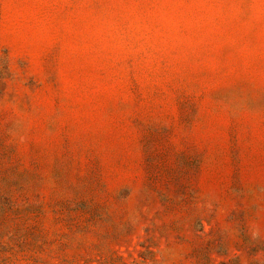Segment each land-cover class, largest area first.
<instances>
[{
    "label": "rangeland",
    "instance_id": "374dc122",
    "mask_svg": "<svg viewBox=\"0 0 264 264\" xmlns=\"http://www.w3.org/2000/svg\"><path fill=\"white\" fill-rule=\"evenodd\" d=\"M0 264H264V0H0Z\"/></svg>",
    "mask_w": 264,
    "mask_h": 264
}]
</instances>
